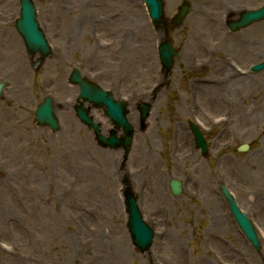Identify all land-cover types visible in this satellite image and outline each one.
<instances>
[{"label": "rangeland", "instance_id": "374dc122", "mask_svg": "<svg viewBox=\"0 0 264 264\" xmlns=\"http://www.w3.org/2000/svg\"><path fill=\"white\" fill-rule=\"evenodd\" d=\"M184 1L190 8L183 25L166 32L179 51L166 75L156 53L165 33L153 30L142 0H32L51 48L41 60L29 58L15 31L18 0H0V264H114L123 239L128 264H264V70L248 73L264 63V20L236 34L225 26L227 15L258 9L264 0H163L167 20ZM124 34L135 43L123 48ZM223 62L253 81L230 87L223 75L220 99L202 100L199 80L226 68ZM73 69L129 103L134 136L123 168L122 151L99 147L76 119L78 91L67 83ZM44 97L60 124L54 133L34 121ZM143 100L152 106L144 128L135 111ZM91 114L105 133L107 119L100 110ZM188 121L205 137L204 157ZM142 139L153 147L150 181L162 191L158 201L137 174ZM242 144L248 148L238 152ZM125 177L155 231L142 254L125 226ZM171 178L182 183L178 197L166 189ZM220 184L252 221L259 252L233 222Z\"/></svg>", "mask_w": 264, "mask_h": 264}, {"label": "water", "instance_id": "95a60500", "mask_svg": "<svg viewBox=\"0 0 264 264\" xmlns=\"http://www.w3.org/2000/svg\"><path fill=\"white\" fill-rule=\"evenodd\" d=\"M20 2V18L16 22V30L18 34L23 39V42L27 48V51L30 55H33L37 51L41 52L42 57H46L49 53V49L46 45V42L43 38L41 31L38 29V24L36 22V15L33 4L31 0H19ZM145 6L149 18L154 25L158 28L160 24L164 23L163 18V6L161 0H144ZM187 12V5L180 7L178 15L175 19V24L179 25L184 18ZM264 18V8H261L254 12H243L241 14V19L237 23H230L229 27L232 31H236L240 28L246 27L247 25L260 21ZM177 56L176 51L171 46L169 40H165L164 43L159 48V59L163 67L169 69L172 65L173 58ZM264 68V65H259L254 67V71H258ZM70 82L72 84H78L80 87V98L90 103H93L95 107H102L104 114L111 119L113 124L117 128H122L124 132L123 143H120L115 137L114 132L112 135L106 139L100 135L99 125L93 123V121L88 117L87 110L83 108H76L77 117L81 122L86 126L91 127L97 141L102 147L117 148L119 144H123V149L125 151V157L129 152L131 145L133 129L127 122L125 116L127 114L126 106L124 103L115 102L112 99V96L101 90L95 84H89L86 81H83L79 78V71H74L70 76ZM0 85V89H1ZM140 112L141 121L145 119L149 111V106L142 104L138 107ZM39 126L47 125L52 130L58 129V124L56 119L52 116V108L50 106V100L45 99V101L39 106L35 118ZM193 129V133L196 137V143L199 148H201L202 153L205 154L206 146L203 138L198 133L197 130ZM245 149V148H244ZM242 149V150H244ZM171 192L173 195L179 194V183L172 181L170 184ZM221 192L227 200L229 209L233 215L234 220L246 235L247 239L252 243V245L259 249L258 242L254 235L253 229L250 222L242 216L233 200L228 196V193L221 187ZM125 210L127 213V229L131 236L132 244L141 252H144L149 249L153 233L150 228L143 222L141 214L138 210L136 201L133 194L129 192V189L126 190L125 194Z\"/></svg>", "mask_w": 264, "mask_h": 264}, {"label": "bare ground", "instance_id": "6f19581e", "mask_svg": "<svg viewBox=\"0 0 264 264\" xmlns=\"http://www.w3.org/2000/svg\"><path fill=\"white\" fill-rule=\"evenodd\" d=\"M73 28H75V27H73ZM2 35L3 34L0 32V36H2ZM68 39H70V36L68 37ZM131 40H134V38H131L130 34L129 35L124 34L123 35V48L128 46L129 41L131 44ZM134 43L135 42H133L131 45H133ZM193 43H195V41H193ZM70 47H71V45L68 47L65 46L64 49L70 50ZM116 52L118 53L119 51H116ZM142 57L143 58L138 59L140 67H143L144 65H142V64H144L147 61L146 57H144L143 55H142ZM200 57H204V56H200ZM123 63H125L124 60H123ZM147 63H149V62L147 61ZM223 64L227 65L226 68H222V69L219 68L215 73L212 74L211 78L204 79V80H201L198 82V84H197L198 89L197 90L201 94L200 98L202 100H208L210 102H214L215 100L218 101L220 99V94L218 93V90H217V88H219V86H218L219 80L218 79L221 78L223 75L228 76L227 86H230V87L235 86L237 88L241 87L244 89L245 87H243V86H245L246 84H250L249 83V79H250L249 77H247L245 75H242V76L237 75L236 71L233 68H230L228 63L223 62ZM209 65H211V62ZM145 69H146V67H145ZM219 74H221V76L216 79L215 76H217ZM250 81L252 82L253 80L250 79ZM263 90H264V88H263ZM261 101L262 100H260L259 103H261ZM9 110H11V109H9ZM141 148H142V151H141V154L138 156V159H139V162L142 163L141 164L142 167H140L141 169L138 170L137 174L139 176L145 177L147 179V183L150 186L149 190L153 193L152 195H153V198L155 199V201H158L159 197H161L160 194H162V191L161 190L159 191V189L157 188V183H153V181H150V178L153 175H155V170H156L155 169L156 167L153 163V160L155 158L152 159V158L148 157L149 153L151 152L153 147H152L151 142H147L146 140L142 139ZM262 178H264V174H262ZM29 179L33 180V181H34V179L36 180V178L33 179V177H30ZM85 187L87 190L93 189V183L87 184ZM157 203H159V202H157ZM261 212L263 215L264 206L262 207ZM124 248H125V240L123 239V248H121L120 251L117 250V254L115 257L114 264H128V262H129L128 257H126V254L128 255V253H126V251L123 250Z\"/></svg>", "mask_w": 264, "mask_h": 264}]
</instances>
